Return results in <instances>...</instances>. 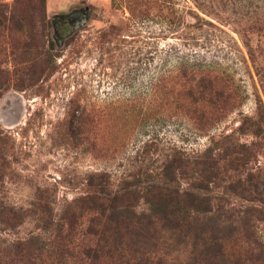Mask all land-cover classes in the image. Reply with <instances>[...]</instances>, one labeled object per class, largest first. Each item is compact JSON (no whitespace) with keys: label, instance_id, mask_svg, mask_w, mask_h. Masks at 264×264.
<instances>
[{"label":"rangeland","instance_id":"374dc122","mask_svg":"<svg viewBox=\"0 0 264 264\" xmlns=\"http://www.w3.org/2000/svg\"><path fill=\"white\" fill-rule=\"evenodd\" d=\"M0 15V264H89L104 193L144 209L138 183L165 157L223 134L249 148L218 194L262 204L241 186L264 180V0H0ZM190 65L230 93L205 126Z\"/></svg>","mask_w":264,"mask_h":264},{"label":"trees","instance_id":"16d2710c","mask_svg":"<svg viewBox=\"0 0 264 264\" xmlns=\"http://www.w3.org/2000/svg\"><path fill=\"white\" fill-rule=\"evenodd\" d=\"M5 17L10 19L11 14ZM189 67L192 82L184 89L190 103L187 110L197 111L205 126L211 118L205 115V108L221 112L230 93L215 86L213 78L200 74L196 79L193 76L198 68ZM172 80L170 77L166 86L153 83L154 91H163L168 98ZM229 105L233 107V103ZM232 139L220 135L199 153L172 151L156 172L159 181L138 183L147 203L144 209L135 212L132 203L119 209L118 196L104 193L101 199L108 204L100 206L85 229L94 236L82 248L88 263L264 264V239L257 231V222L264 223V180L259 181V187L247 178L248 183L241 186L250 194L245 197L249 202L260 200L262 204L236 208L218 194L219 185L227 193L234 192L239 178L231 181L228 172H236L248 155L249 146ZM179 177L185 179V187H181ZM133 220L135 225L130 224Z\"/></svg>","mask_w":264,"mask_h":264}]
</instances>
